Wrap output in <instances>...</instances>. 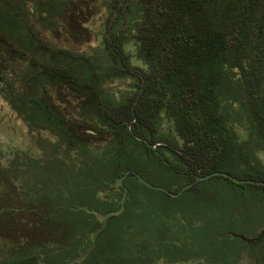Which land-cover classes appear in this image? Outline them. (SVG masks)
Returning <instances> with one entry per match:
<instances>
[{
	"label": "trees",
	"instance_id": "16d2710c",
	"mask_svg": "<svg viewBox=\"0 0 264 264\" xmlns=\"http://www.w3.org/2000/svg\"><path fill=\"white\" fill-rule=\"evenodd\" d=\"M32 1L36 19L48 27L71 2ZM105 4L111 15L105 25L107 46L87 54L43 44L47 63L40 75L66 84L73 95L83 97L81 115L85 122L95 123H83V129L106 131L108 147L91 161L75 162L68 172L59 163L58 174L55 169L43 182L38 174L33 204L7 206L0 213L25 210L33 216L31 230L13 224L14 236L30 238L6 263L54 264L85 251L101 225L96 212L114 208L97 196L110 183L106 173L110 169L116 177L131 170L124 186H117L119 200L128 189L125 209L109 217L88 255L74 264H158L161 260L239 264L244 253L262 264L263 185L213 176L197 181V190L190 188L173 197L146 186L136 173L147 179L144 167L158 162L187 183L214 170L264 180V164L257 156V149H264V0H105ZM129 16L138 22L132 26ZM118 26L120 31L114 30ZM130 41L145 71L129 63L122 45ZM1 45H9L2 28ZM233 67L240 68L243 78H234ZM123 76L135 79L137 90L133 104L116 110L119 101L102 95L100 87ZM164 118L184 141L183 150L162 141H175L158 134ZM59 123L69 138L68 152L83 158L99 149L80 137L73 121L59 119ZM156 142L162 144L152 148ZM210 182L214 185L206 188ZM199 190L195 203L181 199ZM254 216L259 219L256 227L248 229L249 224H244L240 229L252 238L250 242L231 232V219L246 222ZM261 229L262 237H254Z\"/></svg>",
	"mask_w": 264,
	"mask_h": 264
},
{
	"label": "rangeland",
	"instance_id": "374dc122",
	"mask_svg": "<svg viewBox=\"0 0 264 264\" xmlns=\"http://www.w3.org/2000/svg\"><path fill=\"white\" fill-rule=\"evenodd\" d=\"M70 1L65 6L63 16L56 18L55 24L48 27L36 19L32 0H0V28L4 30L9 42V45L0 46V170L2 171L0 172V213L7 206L30 207L33 204L31 197L38 191L34 184L38 174L42 175L38 181H45L44 179L50 178L55 169L58 174L59 170L56 167L60 166L59 163L68 172L72 170V165L75 162H82L86 159L91 161L93 157L101 156L109 144L110 137L106 131L100 133L92 129H83L85 123L95 124L89 120L85 122L81 115L83 97L73 95L66 84L60 81L53 83L40 75V71L44 70L43 65L47 63V55L40 47L43 44L56 49H68L72 53L87 54L96 53L98 51L95 52L96 48L101 51L107 46L105 25L111 15L105 0ZM129 20L132 26L138 22L135 21L134 16H129ZM114 30L120 31L119 26ZM122 49L132 66L145 71L146 65L137 57V49L133 41L124 43ZM245 62L244 66L248 68L247 60ZM232 71L235 74V79L243 78L239 67H233ZM100 88L103 92L102 95L112 99L116 98L119 101L115 107L116 110L133 104L132 100L135 98L134 93L137 90L136 80L127 76L107 80ZM59 119L69 123L73 121L75 128L81 134L80 137L89 139L92 145L99 149L93 150L91 157L83 158L82 156L76 157L73 151L68 152L66 140L69 138L62 134ZM100 128L104 129L103 126ZM158 134L174 138L175 143L170 139H162L170 144L169 146L177 150L186 148L184 141L176 134L169 119H163ZM165 154L169 160L174 161L175 157L169 150H165ZM257 156L264 164V149H257ZM144 158L146 157L144 156ZM146 161L149 162L147 159ZM158 165H160L158 162L154 164L150 162L144 167L146 180L171 191L185 186L186 178L182 179L181 176H176L165 167ZM106 173L111 177L110 183L106 188L101 189L97 196L106 201L110 207H114L111 210H115L118 203L121 204L117 187L120 185L119 177L112 176L110 169H106ZM126 176L122 180V186H124ZM57 185L58 188H63L59 184ZM210 185H214L213 182L208 183L205 187L208 188ZM190 188L196 189L195 183ZM199 192L200 190L189 192L181 199L184 203L193 204L195 203L194 198L196 195L199 196ZM104 208L101 207V210ZM24 211L15 213L8 210L0 215V263L7 264L6 262L19 253V244L30 238V236H20L19 234L14 236L16 228L13 224L24 228V231L33 229V216ZM107 212L99 211L101 214ZM258 213L261 215V212L258 211ZM98 216L102 224L103 218ZM258 220L256 216L246 222L238 221L237 217L231 219V232L244 234L240 230L242 225L249 224L245 228L252 229L253 224L254 227L258 225ZM95 231L91 235L92 240ZM262 234L263 230L261 229L259 236L254 237H262ZM249 239L252 240V238ZM87 249L73 258L86 252ZM69 260L71 259L63 262ZM257 262L260 263L258 259H253L244 253L239 264H257ZM158 264L167 263L161 260ZM178 264H184V262Z\"/></svg>",
	"mask_w": 264,
	"mask_h": 264
},
{
	"label": "water",
	"instance_id": "95a60500",
	"mask_svg": "<svg viewBox=\"0 0 264 264\" xmlns=\"http://www.w3.org/2000/svg\"><path fill=\"white\" fill-rule=\"evenodd\" d=\"M131 170H128L126 171L121 177H119V183L120 185H122V180L123 178L128 174L130 173ZM136 176L140 179L141 182H143L146 186L150 187V188H154V189H157V190H161L163 192H165L166 194L170 195V196H173V197H176L178 195H180L184 190L190 188L194 183H196L197 181H202V180H206V179H209L213 176H224V177H227L237 183H245V182H248V183H252V184H257V185H263L264 186V180H257V179H253V178H238L226 171H222V170H214V171H211V172H208L206 174H203V175H199L196 177V179L194 181H191L189 183H187L183 188H181L179 191L177 192H174V191H171L163 186H160V185H156V184H153L151 182H149L148 180H146L143 176H141L140 174H137L136 173ZM126 198H127V189L125 188L124 189V193L122 195V198H121V205L119 208L115 209V210H110L108 211L107 213L105 214H101V213H98L96 212L98 215H100L102 218H103V222L102 224L97 228V230L95 231L94 235H93V240H92V244L91 246L87 249L86 252L76 256L75 258L69 260V261H66V262H62V263H58V264H73L74 262H77L79 260H82L84 257H86L88 255V253L90 252V250L93 248V246L95 245V242H96V238H97V235L98 233L104 228L105 224H106V221L109 217H111L112 215H117L121 212H123L124 208H125V201H126ZM235 236H239L243 239H246L248 242L251 241V239L245 237L243 234H238V233H234Z\"/></svg>",
	"mask_w": 264,
	"mask_h": 264
},
{
	"label": "built area",
	"instance_id": "2783aa9c",
	"mask_svg": "<svg viewBox=\"0 0 264 264\" xmlns=\"http://www.w3.org/2000/svg\"><path fill=\"white\" fill-rule=\"evenodd\" d=\"M162 143L161 142H156L154 144H152V148H156L157 146L161 145Z\"/></svg>",
	"mask_w": 264,
	"mask_h": 264
},
{
	"label": "flooded vegetation",
	"instance_id": "af4514ba",
	"mask_svg": "<svg viewBox=\"0 0 264 264\" xmlns=\"http://www.w3.org/2000/svg\"><path fill=\"white\" fill-rule=\"evenodd\" d=\"M263 263H264V261H263ZM257 264H260V263L257 262Z\"/></svg>",
	"mask_w": 264,
	"mask_h": 264
}]
</instances>
